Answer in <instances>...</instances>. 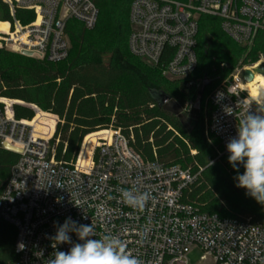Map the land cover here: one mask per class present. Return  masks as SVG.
Here are the masks:
<instances>
[{"label":"built area","instance_id":"1","mask_svg":"<svg viewBox=\"0 0 264 264\" xmlns=\"http://www.w3.org/2000/svg\"><path fill=\"white\" fill-rule=\"evenodd\" d=\"M0 3L11 17L2 21L9 27L0 31V47L12 46L53 63L69 56L68 20L92 29L99 17L96 0ZM203 15L218 18L222 30L241 46L252 45L264 32V0H132L129 49L160 66L166 78L186 80L188 88L198 89L207 79L192 78L198 66L197 36ZM262 63L264 55L251 66L238 65L228 79L218 76L220 84L209 97L212 109L206 133L219 141V156L229 155L226 144L237 135V124L248 107L252 112L264 108V101L247 88L251 82L243 78L246 69ZM220 69L225 71L227 65L221 63ZM17 102L0 98V147L7 144L20 150L0 196V220L17 229L18 258L13 264H47L54 251L50 246L54 222L63 224L68 217L78 224L93 223L97 238L105 234L121 238L143 264H188L193 248H199L201 258L210 264H264V224L205 212L184 200L185 190L198 179L191 169L144 159L131 138L114 127L89 133L76 158L60 161L55 154L58 140L53 141L59 117L46 125L42 119L47 113L29 104L36 116L18 119ZM194 107L190 101L184 110ZM122 189L148 192L151 198L138 211L122 202ZM70 235L78 242L75 233ZM70 246L58 248L67 251ZM41 250L42 257L38 256Z\"/></svg>","mask_w":264,"mask_h":264},{"label":"trees","instance_id":"2","mask_svg":"<svg viewBox=\"0 0 264 264\" xmlns=\"http://www.w3.org/2000/svg\"><path fill=\"white\" fill-rule=\"evenodd\" d=\"M96 2L99 17L94 28L68 20L66 30L72 44L64 61L23 58L0 47V97L35 104L59 117L53 141L58 140L55 154L60 161L76 158L89 133L114 127L131 138L133 148L144 159L179 165L198 174L197 181L184 192L186 202L205 212L264 224V205L246 195V189L236 187L237 172L228 162L229 155L219 156V141L206 133L210 101L206 117L201 112L203 91L216 82L215 75L233 67L230 59H242L244 65H250L264 54V32L245 47L222 30L218 18L201 17L196 47L198 66L192 78L204 68L202 76L209 81L202 87L200 107L186 112L184 104L177 103L166 90L167 85L176 84L178 90L185 91L186 80L169 81L160 66L147 63L129 49L132 0ZM212 18L219 20L228 40L204 29L200 46L201 25L211 27ZM10 19L7 6L0 3V21ZM2 23L0 30L8 31V23ZM74 24L79 26L74 28ZM215 59L222 60L213 65ZM221 63L227 65L225 71L220 69ZM159 90L170 95V102L177 104L181 112L170 104L160 107L153 98V91ZM14 112L18 119L35 117V111L24 104H15ZM42 120L51 125L55 117L45 114ZM18 159V153L0 147V196ZM243 171L240 166L239 173ZM16 238V227L0 220V264L17 260Z\"/></svg>","mask_w":264,"mask_h":264},{"label":"clouds","instance_id":"3","mask_svg":"<svg viewBox=\"0 0 264 264\" xmlns=\"http://www.w3.org/2000/svg\"><path fill=\"white\" fill-rule=\"evenodd\" d=\"M226 149L228 162L237 172L236 187L246 189V195L264 205V108L252 112L248 107L237 124V135L229 138ZM240 166L244 169L242 174ZM120 196L124 204L138 211H142L151 198L148 192L132 189H122ZM54 227L56 231L50 237L54 251L47 258V264H143L121 238L111 234L97 238L93 223L78 224L68 217L63 224L54 222ZM71 233H75L78 242H73ZM62 244L71 246L62 251L58 248ZM19 249L23 250L24 245L20 244ZM38 256H43V250Z\"/></svg>","mask_w":264,"mask_h":264},{"label":"rangeland","instance_id":"4","mask_svg":"<svg viewBox=\"0 0 264 264\" xmlns=\"http://www.w3.org/2000/svg\"><path fill=\"white\" fill-rule=\"evenodd\" d=\"M212 21H213V25H211V27L207 28L205 27L204 23L201 25V29H200V35H199V38H200V46L203 42V38H202V33L205 30H207L209 33L211 34H217L219 36L222 37L223 40H228V38L224 35V33L222 32V30L220 29V24H219V20L218 19H213L212 18ZM3 24L2 21H0V25ZM79 25L78 24H74V28L78 27ZM1 31V30H0ZM71 40V39H70ZM71 44H72V41H70ZM200 46H199V53L201 54L200 50ZM246 47V46H245ZM6 50H9L11 52H13L14 54H17L19 56H22L23 58H31V59H37L35 57H28V56H25L23 55L22 53L18 52V50L15 48V47H12V46H8L7 48H5ZM247 49V48H246ZM264 55V54H262ZM261 55V56H262ZM260 56V57H261ZM260 59V58H259ZM220 60L222 59H215L213 62L214 64L213 65H216ZM231 60V63H232V66L233 67H230L229 66V69H227L225 72H222L220 73L219 75H217L215 77V83H211V84H208V81L209 80H206L207 84H208V88L203 91V96L201 98V112L203 115H206L208 114V110H209V97H210V94L212 93V91L220 84V79H218V76H222L223 79H228L230 78L233 70L238 66V65H242V66H251L253 64H256L257 62L253 63V64H250L247 63L246 65H244V63L242 62V59H240L238 62H234V60L230 59ZM229 60V61H230ZM204 71V68L203 69H199V71L196 73V75H194L193 79L194 81H200V79L203 78L202 76V72ZM213 76H211V78H213ZM169 81L171 82H176V81H180V80H174V79H169L167 78ZM205 84V85H207ZM202 85V84H201ZM204 85V87H205ZM202 87H199L198 89L195 88V87H191V88H188L187 90L185 91H180L178 90V87L176 84H169L166 86V90H168L171 95L173 96V99L177 102V103H183V108H185L186 104L190 101H193L194 105L196 103V100L194 99V96L198 94V92L200 90H202ZM0 98H5V99H11V98H8V97H0ZM13 100H16V99H13ZM16 101H19L17 102L16 104H24V105H28L27 103H25L24 101H21V100H16ZM43 111V110H42ZM47 114H50L52 116H57V115H54L52 113H49V112H46V111H43ZM36 116V115H35ZM58 117V116H57ZM106 129V128H104ZM100 130H103V129H100ZM97 132V131H96ZM93 133V132H92ZM195 152V151H194ZM203 255V252L199 249V248H193L190 253L188 254V264H210L209 261L207 260H203L201 258V256Z\"/></svg>","mask_w":264,"mask_h":264},{"label":"water","instance_id":"5","mask_svg":"<svg viewBox=\"0 0 264 264\" xmlns=\"http://www.w3.org/2000/svg\"><path fill=\"white\" fill-rule=\"evenodd\" d=\"M22 54L25 56H28V57H32L31 52L24 51V52H22ZM255 74L264 75V63H262L261 65H259L258 67L254 68V69H246L243 73V78L246 82L249 83V82H252L254 80ZM201 96H202V91L200 90L197 94V100L195 103V108L200 107L199 99L201 98ZM153 98L160 107H162L163 105H166V104H170L173 108H175V110L177 112H181V108H179L177 104L170 102L172 100V98L166 92L160 91V90L159 91H153ZM5 149L12 151V152H15V153L20 152L19 149L12 147L11 145H7V144L5 145ZM0 212H1V205H0Z\"/></svg>","mask_w":264,"mask_h":264},{"label":"bare ground","instance_id":"6","mask_svg":"<svg viewBox=\"0 0 264 264\" xmlns=\"http://www.w3.org/2000/svg\"><path fill=\"white\" fill-rule=\"evenodd\" d=\"M247 88L256 98L264 101V97H262V92H264V75L258 74L255 80L247 85Z\"/></svg>","mask_w":264,"mask_h":264}]
</instances>
